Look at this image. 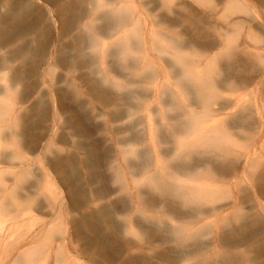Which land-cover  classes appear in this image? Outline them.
<instances>
[{
	"label": "rangeland",
	"instance_id": "obj_1",
	"mask_svg": "<svg viewBox=\"0 0 264 264\" xmlns=\"http://www.w3.org/2000/svg\"><path fill=\"white\" fill-rule=\"evenodd\" d=\"M216 57L240 104L192 145ZM201 152L215 201L173 167ZM0 233V264H264V0H0Z\"/></svg>",
	"mask_w": 264,
	"mask_h": 264
},
{
	"label": "bare ground",
	"instance_id": "obj_2",
	"mask_svg": "<svg viewBox=\"0 0 264 264\" xmlns=\"http://www.w3.org/2000/svg\"><path fill=\"white\" fill-rule=\"evenodd\" d=\"M235 28L236 27H234V29ZM234 40L235 39L233 38V40H231L230 42H227V43L231 44ZM196 43L198 45H200L201 41L198 39L196 41ZM207 43H210V42H207ZM185 44L186 43H183V45H185ZM203 45H202V47H203ZM206 45H207V47H215L216 46V44L214 42H212L211 44H206ZM204 47H205V45H204ZM173 57H174V59H176V61L178 60V63L176 62L177 64H179L182 59H185L183 56L177 54V52L174 53ZM194 60H196V59H194ZM216 62H217V57L215 58V65L213 63H208V61H207V64L205 66H203L202 68L200 67V65H201V64H199L200 62L199 63H197V62L192 63V64H194V67L192 68L193 69L192 74L195 73L194 76H195V80H196V81L194 80V84H193L194 88H195V90L193 88L194 95L197 96L198 101L203 106L202 111L200 112V115H198V113L194 112V111H189L190 114L187 115L188 116V121H187L188 123H187V128H186V130H187L186 135L189 137V139L187 137L188 140L186 142L189 144H192V145H199L200 144V145H202V147H203V145H206V146L207 145H213V146L220 147V148L222 146H225V144L228 143V140H229L228 137L230 136V134H229L230 132L228 131L227 126H226V121H225L226 118L225 119L216 118V112L219 111V108L222 107V104H229V103L230 104H240L237 100V97H235L234 94H231L229 96L228 95L224 96L219 92L218 86L221 85V83H222L221 79L219 81H217V83L214 82L215 78L213 77V72H212L213 70L216 69ZM183 65H187V64L183 63ZM181 70H184V67H181ZM155 73H156L155 78L158 79V76L160 74H159V72H157V70L155 71ZM248 75H250V74L248 73ZM252 76H253V74H251V77ZM231 77H232V74L228 75V76L226 75V77H224V79H223V82L225 81L224 85L228 86L229 88H235L236 87V79L235 78L231 79ZM247 78L242 79V81H240V82H242V83L243 82L244 83L249 82L250 83L251 81H249L248 80L249 78L248 79ZM156 79L153 81V84H151V86H149L150 90L153 89L154 91H158L160 89V86H159L160 80H156ZM253 104H255V103H253ZM232 113H234V112H228L227 117H229ZM235 118L237 119L238 116ZM233 123L238 124L237 121L236 122L234 121ZM239 123H241V122H239ZM183 130H185V129H183ZM261 132H263V130L260 131V134H261ZM201 153H202V156H199L196 158H192L189 160H184V159L177 160L176 163L173 164V167L175 168V170L178 173H183V174H186L188 177L189 176L191 177L189 180L187 178L185 183L179 182L180 185L182 186L181 188H185V190H183V189L181 190L182 191L181 193L183 195L202 198L203 200L207 199V201H209V202L215 201L213 197L218 194L217 191L220 188V186L218 185L216 180L213 179V177H211L210 173L213 172L212 168L208 166L203 171L201 170V171L197 172V170H196V168H198L201 164L212 160V158H209L208 156L204 155L203 152H201ZM213 160H214V158H213ZM224 160L226 161V159H224ZM250 160H251V158L248 156L245 165L249 164ZM240 165H241V163L237 159V160H230V161L221 163V165H217V167L221 168V170L224 171L225 173H231V172L237 170V167H239ZM233 174H234V172H233ZM175 177H176V180H178L177 179L178 177L177 176H175ZM203 177H206L207 179L203 178ZM202 179L203 180L206 179V180L202 181ZM1 235L2 234L0 233V243L6 238L5 236L2 235L3 238L5 237L2 240ZM6 236L8 237V235H6ZM5 241L6 240H4V242ZM27 255H28V253H27ZM24 257H25V255H24ZM28 257L30 259H33L32 258L33 254H31V256L28 255ZM21 258H20V260H21ZM26 259H28V258H26Z\"/></svg>",
	"mask_w": 264,
	"mask_h": 264
}]
</instances>
